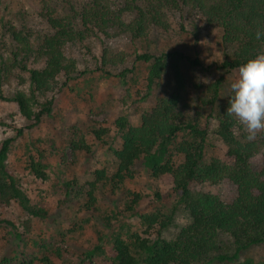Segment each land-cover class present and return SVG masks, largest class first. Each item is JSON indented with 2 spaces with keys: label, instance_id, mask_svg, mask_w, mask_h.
I'll return each mask as SVG.
<instances>
[{
  "label": "trees",
  "instance_id": "1",
  "mask_svg": "<svg viewBox=\"0 0 264 264\" xmlns=\"http://www.w3.org/2000/svg\"><path fill=\"white\" fill-rule=\"evenodd\" d=\"M37 2L52 33L32 29L23 12L7 15V1L0 0V264H63V249L51 243L48 231L39 232L36 220L49 223L71 212L113 232L85 253L90 264H264L245 255L264 246V132L249 142L237 120L226 115L232 92L221 102L223 77L198 87L204 97L191 111L183 69L200 66L198 59L176 49L159 54L147 48L135 53L131 68L116 73L132 56L106 46L99 54L91 46L123 35L148 43L154 31L172 29L170 14L187 13L195 36L201 24L222 30V44L234 51L217 69L237 71L264 53V37L255 38L264 32V0H87L80 9L69 1L61 8L51 0ZM77 43L92 55L95 69L80 70L68 56V47ZM88 73L119 79L125 88L117 103L132 106L139 123L123 115L94 121L85 133L71 117L64 119L61 143L27 140L25 130L52 118L57 95L73 92L72 82ZM167 74L171 81L162 83ZM64 112L73 116L69 107ZM16 116L28 124L19 126ZM62 144L72 151V164L60 156ZM97 146L111 154L113 168L85 167ZM55 161H62L66 173L49 174ZM139 162L158 182L150 192L127 186L136 180ZM78 166L83 173L70 176ZM118 193L126 197L122 208L99 207ZM171 199L190 217L180 229L163 209ZM130 219L142 229L131 231ZM118 226L127 232L113 231ZM170 229L176 234L168 239L164 233Z\"/></svg>",
  "mask_w": 264,
  "mask_h": 264
},
{
  "label": "rangeland",
  "instance_id": "2",
  "mask_svg": "<svg viewBox=\"0 0 264 264\" xmlns=\"http://www.w3.org/2000/svg\"><path fill=\"white\" fill-rule=\"evenodd\" d=\"M7 1L8 9L6 14H20L25 13L27 17L28 25L38 32L52 33L53 30L48 23V20L42 15V7L37 0H4ZM54 7H60L64 1H69L75 8L80 9L81 6L87 0H51ZM122 1V0H119ZM170 19L173 23L172 29L168 33L160 35L157 31H154L150 35L148 43L140 41H133L129 35H123L121 37L113 38L102 44L99 41L91 43L93 50L97 53L102 52L104 46L112 49L114 52L124 51L131 55L126 65L121 66L116 73H119L124 68H131L135 59V53L142 50L147 51L149 48L152 51H156L159 54L176 49L188 55L192 60L198 59L200 66L191 67L188 64L184 65V74L187 78V97L185 98L186 104L193 106L191 111L195 109L197 102L201 97H204V93L198 90L200 86H209L219 78L223 77V88L221 92V102H225L231 93L230 85L235 81L238 75V70L233 72H224L218 70L217 66L227 58L226 55L231 56L234 49L232 47H225L222 44V30L216 27L200 25V32L195 36L192 31L193 18L186 14L177 13L170 14ZM185 25V31L181 26ZM69 57H72L78 61L80 70L85 67L89 69H95L96 64L83 44L77 43L70 45L66 50ZM171 81L170 74L162 81L167 83ZM73 92H68L67 95H57L55 104V115L52 118L45 117L43 122L33 128L26 129L24 135L27 140L34 141L37 139H43L45 141L48 138L57 139L58 143H61V132L63 130L64 119L68 120L72 117L73 122L77 123L79 127L86 133L90 130V127L94 126V121L98 123L113 122L120 116L128 115L130 120L137 125L139 119L134 116L132 106L127 107L121 103H117L120 93L125 88L124 84L119 79H103L100 74H85L78 81L72 82ZM136 98L133 95V99ZM132 100H129L131 102ZM89 105L87 106V103ZM69 107L72 109L73 116L67 115L64 110ZM12 112L17 113V108L10 107ZM93 110L94 113L88 114V111ZM18 125L25 127L28 122L21 116L15 117ZM238 122V121H237ZM239 124V123H238ZM239 126H241L239 124ZM242 127V126H241ZM243 129V127H242ZM114 134V133H113ZM259 133L257 137L260 135ZM13 135H3L8 137ZM119 146V144H117ZM60 156H64L66 162L72 164L73 154L72 151L64 144L59 146ZM52 163V161L50 160ZM61 162H54V166L49 168V174L52 176L62 175L59 173L60 169L66 173V168L63 167ZM97 168H113L114 160L111 154L104 148L96 147V156L92 161V165L89 162H85V167ZM137 172L136 180L128 182V188L138 192H150L153 188L157 187L158 182L154 181L144 167L142 162L137 163L135 166ZM69 172V171H68ZM74 173L82 174L83 170L81 166H78L74 172L70 173L73 176ZM126 197L123 194L118 193L116 196L110 198H104L100 201L99 207L103 211H111L115 208H122L125 203ZM76 209L79 206H75ZM164 212L168 215H173L175 225L183 227L186 223L190 222V217L183 208L177 207L175 199H171L163 206ZM20 215L19 212L15 214ZM86 215L72 214H58L51 220L53 222L41 223L40 220H36L37 229L39 232L48 231V235L53 236L51 243L55 247L63 249V264H90L86 258L85 253L98 244V238L101 236H110L113 232L107 226L97 223L92 219L90 222L86 220ZM128 227L131 231H140L142 226L137 219L128 220ZM128 228H120L119 226L113 229L117 232H127ZM43 233V232H42ZM65 233L63 237L59 235ZM176 230L170 229L164 233L165 237L171 239L175 236ZM65 239V240H64ZM66 244L64 243V241ZM68 247V250L66 248ZM15 246L13 244L12 249ZM12 253V252H11ZM14 255V254H13ZM245 255L254 258L256 261L264 260V246L256 247L245 252ZM54 260V258H52ZM59 263V261L56 260ZM10 264H19L14 261Z\"/></svg>",
  "mask_w": 264,
  "mask_h": 264
},
{
  "label": "clouds",
  "instance_id": "3",
  "mask_svg": "<svg viewBox=\"0 0 264 264\" xmlns=\"http://www.w3.org/2000/svg\"><path fill=\"white\" fill-rule=\"evenodd\" d=\"M264 37L257 31L256 40ZM232 95L226 115L234 117L243 127L249 142L264 132V53L249 59L238 68V75L230 85Z\"/></svg>",
  "mask_w": 264,
  "mask_h": 264
}]
</instances>
